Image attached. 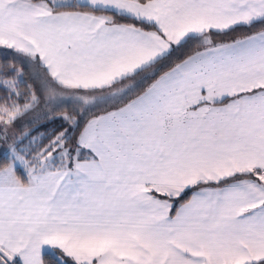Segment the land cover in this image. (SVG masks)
Here are the masks:
<instances>
[{"label": "snow or ice", "instance_id": "6c2138e0", "mask_svg": "<svg viewBox=\"0 0 264 264\" xmlns=\"http://www.w3.org/2000/svg\"><path fill=\"white\" fill-rule=\"evenodd\" d=\"M0 264H264V0H0Z\"/></svg>", "mask_w": 264, "mask_h": 264}, {"label": "rangeland", "instance_id": "374dc122", "mask_svg": "<svg viewBox=\"0 0 264 264\" xmlns=\"http://www.w3.org/2000/svg\"><path fill=\"white\" fill-rule=\"evenodd\" d=\"M2 147H4V146H3V145H0V148H2ZM6 155H7L6 153H4V154H0V158H1V157H6Z\"/></svg>", "mask_w": 264, "mask_h": 264}, {"label": "trees", "instance_id": "16d2710c", "mask_svg": "<svg viewBox=\"0 0 264 264\" xmlns=\"http://www.w3.org/2000/svg\"><path fill=\"white\" fill-rule=\"evenodd\" d=\"M1 158H4V157H1Z\"/></svg>", "mask_w": 264, "mask_h": 264}]
</instances>
